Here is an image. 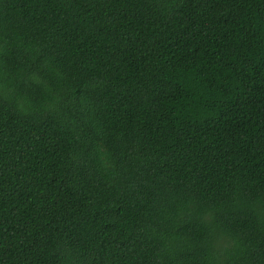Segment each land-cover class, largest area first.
I'll use <instances>...</instances> for the list:
<instances>
[{
	"label": "trees",
	"instance_id": "trees-1",
	"mask_svg": "<svg viewBox=\"0 0 264 264\" xmlns=\"http://www.w3.org/2000/svg\"><path fill=\"white\" fill-rule=\"evenodd\" d=\"M0 264H264V0H0Z\"/></svg>",
	"mask_w": 264,
	"mask_h": 264
}]
</instances>
